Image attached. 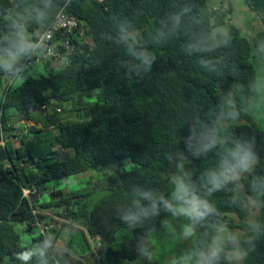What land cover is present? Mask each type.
Segmentation results:
<instances>
[{"label": "trees", "instance_id": "1", "mask_svg": "<svg viewBox=\"0 0 264 264\" xmlns=\"http://www.w3.org/2000/svg\"><path fill=\"white\" fill-rule=\"evenodd\" d=\"M245 1L264 20V0ZM208 5L209 0H0V49L15 43L16 33L34 45L62 7L80 22L70 56L28 67L26 57L17 71L0 70V142L8 139L0 144V264H19L17 253L44 241L51 243L46 256L33 257L31 264H87L69 250L55 251L58 231L49 228L45 212L100 241L103 250L91 253L96 264H145L141 257L163 234L171 212L161 202L158 214L141 217L134 228L120 217L134 207L137 191L170 198L168 173L178 155L186 158V180L212 209L195 225L196 251L207 253L221 230L239 229L238 253L247 252L243 264H264V131L250 114L258 76L253 59L258 52L264 62V30L251 38L237 26L218 31L228 12ZM59 41L55 33L51 46ZM141 54L155 57L147 71L137 59ZM19 77L25 80L15 87ZM22 122L33 123L29 134ZM193 126L197 132L215 128L224 143L194 155L187 144ZM25 137L32 139L25 143ZM9 138L19 141L18 148ZM237 139L251 143L256 166L242 177V186L229 181L209 192V174L219 172ZM39 143L50 149L41 154ZM30 157L34 167L26 163ZM72 177L84 187L55 186L43 203L41 195H24V189L42 194L47 184ZM253 204L258 215L251 222ZM229 250L222 246L211 264H226Z\"/></svg>", "mask_w": 264, "mask_h": 264}, {"label": "clouds", "instance_id": "2", "mask_svg": "<svg viewBox=\"0 0 264 264\" xmlns=\"http://www.w3.org/2000/svg\"><path fill=\"white\" fill-rule=\"evenodd\" d=\"M14 40L15 43H9L6 49H0V70H3L5 73L17 71V66L20 62L30 56L34 51L27 39L20 33L15 34ZM137 59L140 60L143 70L147 71L150 69L152 60L155 57L148 54H141ZM252 91L257 96L264 93V77L253 82ZM261 105H264V97H261L255 107L259 108ZM235 118V116H232V119ZM190 133V136L187 138V144L189 150L194 155H200L202 152H207L209 149L215 148L218 143H224L215 128H204L197 132L195 126H193L190 129ZM233 143V148L226 149L227 154L222 159V166L219 172L210 173L206 180L205 186H210L208 187L209 192L219 190L229 181L239 180L242 173L250 172L258 162V157L253 151L250 142L237 139ZM185 162L186 158L182 156L180 163L177 165V174L171 177L173 189L170 198L165 199L162 195L155 196L151 192L137 191L136 198L133 201L134 207L127 210L120 217L123 221L127 222L129 228L136 227L141 217L158 214V204L161 202L165 211H169L173 215L186 216L193 224L203 219L212 211L207 203L197 195L196 186L186 180V174L183 171ZM29 196L33 199V195L30 194ZM143 201H147L148 204L145 206L142 203ZM183 235L185 238L193 236V227L191 225L185 226ZM50 247V241H44L42 245L36 248L26 249L17 253L16 260L19 264H31L33 257H45ZM141 251L143 252V250ZM219 254V251L216 249H211L207 253L189 252L182 255L177 264H211L212 261L219 257ZM245 256H247V252H242L239 254L238 259L243 261Z\"/></svg>", "mask_w": 264, "mask_h": 264}, {"label": "rangeland", "instance_id": "3", "mask_svg": "<svg viewBox=\"0 0 264 264\" xmlns=\"http://www.w3.org/2000/svg\"><path fill=\"white\" fill-rule=\"evenodd\" d=\"M208 6L209 8H221V10L228 12L227 19H229V21L226 20L225 25L216 29L218 31L227 32L231 26H237L246 37L251 38L256 33L264 30V20L257 13L247 8L248 6L245 0H209ZM254 50L256 51L255 47ZM255 54L256 56L253 59V63L258 71V81L260 78L264 77V62L258 52ZM37 69L39 72L45 74L42 66H38ZM29 75L33 77L38 76V74L35 72H31ZM24 80V77H19L15 87H19ZM261 97H264V93H261L260 96H257L256 94V97L252 102L250 114L254 123L258 125L262 131H264V105H261L259 108L255 107V105L259 103ZM21 124L25 128V134H29V129L27 127L32 126L33 123L27 122V126L26 122H22ZM31 139L32 138L30 137H25V143H27V140L30 141ZM11 142L15 148H18L19 141L17 139L12 138ZM36 148L38 152H41V154H45L50 149L46 143H39ZM181 157V155L176 157L177 159L174 161L173 169L171 170L173 173H168L170 176L171 191L173 189L171 177L177 174V165L180 163ZM185 166L186 165L184 163V173ZM249 173L250 172L242 173L239 180H233V183L235 182L241 185L242 177ZM86 177V175L80 176V178L85 180L83 181V184L87 182ZM83 184H79L76 177H72L68 180V182H64L58 186L56 183L47 184L45 191H43L40 196V202L43 203L49 199L50 191L53 190L55 186L58 189L65 188L67 190H77L84 187ZM249 210L250 214L248 218L251 222H253L258 215V211L255 209L254 204L251 205ZM45 213L49 217V219L47 218L46 220L52 223L49 228L54 227L58 231V236L55 238L56 241H54L55 251L60 254L69 250L76 256L83 257L87 264H96V261H94L95 256H91V253L96 252L99 255L100 251L104 248L103 245L100 247L98 246L96 240L92 238H86L82 230H71V228L68 226V222H64L63 219L56 216L54 212ZM232 219L235 223L238 222L236 217H232ZM197 222L198 221L193 224V222L188 217L183 215H173L172 213L167 215L165 218V230L163 234L152 239V249L144 254L143 257H141V262L145 264H177L179 258L182 255L189 252H197L194 242V238L196 236L195 225ZM188 225L193 227L194 235L185 238L183 231L185 226ZM240 237H242V232L239 231V229L221 230L220 236H218L217 240L213 242L211 249L220 251L222 246H229L230 250L227 253L228 260L226 264H243V262L238 259L239 253L237 250V243ZM51 238H54V235Z\"/></svg>", "mask_w": 264, "mask_h": 264}, {"label": "built area", "instance_id": "4", "mask_svg": "<svg viewBox=\"0 0 264 264\" xmlns=\"http://www.w3.org/2000/svg\"><path fill=\"white\" fill-rule=\"evenodd\" d=\"M79 20L69 15L65 8H61L52 23L51 27L45 31H41L40 34L37 35V40L34 45L31 47L34 49L33 53L28 56L27 63L28 67L31 64H40L43 60L48 61L51 60L52 57L62 58V56H70L74 50L76 44L71 42V36L74 34L76 28H78ZM55 33H59L63 39L62 42L59 41V45L56 43L55 45L51 46V42L54 38ZM58 45V46H56ZM55 48L59 50L56 52ZM63 49V50H62ZM64 51V52H63ZM35 58V59H34ZM29 61V62H28ZM11 139V138H9ZM8 139L3 138L0 142L2 146L5 145ZM34 195L37 194L40 196L41 194L37 193L35 190L24 189V195ZM45 228L41 230V232L46 233L49 228L44 226ZM98 246L102 247L100 241L97 242Z\"/></svg>", "mask_w": 264, "mask_h": 264}, {"label": "water", "instance_id": "5", "mask_svg": "<svg viewBox=\"0 0 264 264\" xmlns=\"http://www.w3.org/2000/svg\"><path fill=\"white\" fill-rule=\"evenodd\" d=\"M27 165L29 166H35V162L34 159L32 157L28 158V160H26Z\"/></svg>", "mask_w": 264, "mask_h": 264}]
</instances>
